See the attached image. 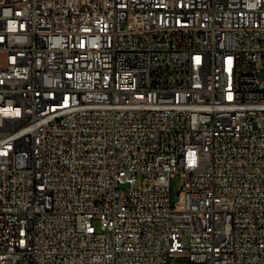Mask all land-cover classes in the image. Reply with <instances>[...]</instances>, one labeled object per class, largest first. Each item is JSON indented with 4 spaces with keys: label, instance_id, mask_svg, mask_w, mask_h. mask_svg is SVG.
<instances>
[{
    "label": "built area",
    "instance_id": "obj_1",
    "mask_svg": "<svg viewBox=\"0 0 264 264\" xmlns=\"http://www.w3.org/2000/svg\"><path fill=\"white\" fill-rule=\"evenodd\" d=\"M173 259L264 264V0H0V264Z\"/></svg>",
    "mask_w": 264,
    "mask_h": 264
},
{
    "label": "rangeland",
    "instance_id": "obj_2",
    "mask_svg": "<svg viewBox=\"0 0 264 264\" xmlns=\"http://www.w3.org/2000/svg\"><path fill=\"white\" fill-rule=\"evenodd\" d=\"M183 185H184V177L181 175V173H176L171 179V188H172L171 194H172L173 202L177 201L176 194L182 191ZM183 240L186 245H189V235L185 234L183 236ZM171 264H186V260L173 259Z\"/></svg>",
    "mask_w": 264,
    "mask_h": 264
}]
</instances>
